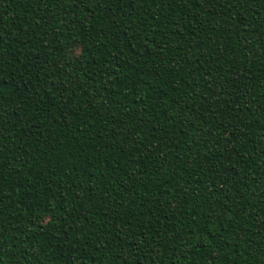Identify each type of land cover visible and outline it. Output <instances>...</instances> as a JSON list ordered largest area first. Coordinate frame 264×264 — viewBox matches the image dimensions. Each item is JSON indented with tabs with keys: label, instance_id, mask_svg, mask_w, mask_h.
<instances>
[{
	"label": "trees",
	"instance_id": "obj_1",
	"mask_svg": "<svg viewBox=\"0 0 264 264\" xmlns=\"http://www.w3.org/2000/svg\"><path fill=\"white\" fill-rule=\"evenodd\" d=\"M0 264H264V0H0Z\"/></svg>",
	"mask_w": 264,
	"mask_h": 264
}]
</instances>
